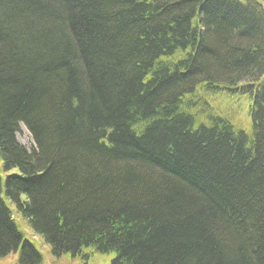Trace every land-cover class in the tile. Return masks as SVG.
Listing matches in <instances>:
<instances>
[{
    "label": "trees",
    "instance_id": "obj_1",
    "mask_svg": "<svg viewBox=\"0 0 264 264\" xmlns=\"http://www.w3.org/2000/svg\"><path fill=\"white\" fill-rule=\"evenodd\" d=\"M44 245L264 264L261 0H0V258Z\"/></svg>",
    "mask_w": 264,
    "mask_h": 264
},
{
    "label": "rangeland",
    "instance_id": "obj_2",
    "mask_svg": "<svg viewBox=\"0 0 264 264\" xmlns=\"http://www.w3.org/2000/svg\"><path fill=\"white\" fill-rule=\"evenodd\" d=\"M264 4V0H261ZM243 113V112H242ZM240 122L246 125V116L243 113L242 117L239 118ZM18 140L25 145L27 148H32L35 144L32 134L27 127L22 124L20 131L17 134ZM37 239V238H36ZM41 250L44 251V262L43 264H111L115 258V253H100L90 251L85 252V256L72 258L64 255L63 257L55 258L49 251V246H41ZM0 264H21L19 259V253H11L6 257L0 258Z\"/></svg>",
    "mask_w": 264,
    "mask_h": 264
}]
</instances>
